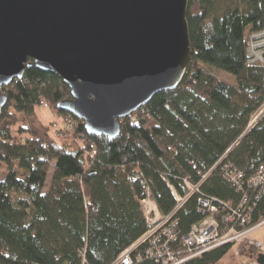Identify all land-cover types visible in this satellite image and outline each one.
<instances>
[{
	"label": "trees",
	"instance_id": "16d2710c",
	"mask_svg": "<svg viewBox=\"0 0 264 264\" xmlns=\"http://www.w3.org/2000/svg\"><path fill=\"white\" fill-rule=\"evenodd\" d=\"M186 21L190 59L180 84L121 120L113 141L87 135L82 121L56 109L70 98L56 74L26 68L1 88L8 101L0 113V264H110L147 231L144 190L167 215L175 207L169 186L184 197L183 178L197 184L208 174L203 195L238 202L221 167L210 170L228 151L225 161L247 175L264 161V114L247 131L264 103V65L245 59L249 35L264 25V0H188ZM205 67L231 74L235 85ZM41 102L69 127L44 124ZM197 196L176 215L183 235L203 218ZM261 218L264 195L253 222ZM231 247L183 264H218Z\"/></svg>",
	"mask_w": 264,
	"mask_h": 264
},
{
	"label": "water",
	"instance_id": "95a60500",
	"mask_svg": "<svg viewBox=\"0 0 264 264\" xmlns=\"http://www.w3.org/2000/svg\"><path fill=\"white\" fill-rule=\"evenodd\" d=\"M187 5L0 0V113L8 101L1 88L36 68L68 87L57 110L82 121L89 136L117 139L121 120L180 84L190 59Z\"/></svg>",
	"mask_w": 264,
	"mask_h": 264
},
{
	"label": "built area",
	"instance_id": "2783aa9c",
	"mask_svg": "<svg viewBox=\"0 0 264 264\" xmlns=\"http://www.w3.org/2000/svg\"><path fill=\"white\" fill-rule=\"evenodd\" d=\"M245 59L248 65H264V25L249 35L246 42ZM48 108V104L41 102ZM264 114V103L252 116L250 126L256 125ZM70 121L67 119V126ZM229 152V151H228ZM226 152L210 172L221 167L222 177L240 195L237 203L220 201L203 195L200 186L206 179L203 176L197 184L188 178L182 183L187 190L179 197L169 186L175 200V207L167 215H162L148 188L140 200L141 210L147 231L131 246L124 249L110 264H183L187 260L223 245L243 243L257 229L264 228V218L253 222L256 202L264 195V161L247 175L232 163L225 161ZM209 172V173H210ZM197 196V210L203 216L194 223L186 234L178 229L176 215L189 198ZM255 248L260 246L254 242Z\"/></svg>",
	"mask_w": 264,
	"mask_h": 264
},
{
	"label": "crops",
	"instance_id": "0c3cea01",
	"mask_svg": "<svg viewBox=\"0 0 264 264\" xmlns=\"http://www.w3.org/2000/svg\"><path fill=\"white\" fill-rule=\"evenodd\" d=\"M254 242H259L260 246L255 248ZM260 254L264 256V228L257 229L245 242L232 245L219 263L225 264L227 259L235 255L237 259L228 261L226 264H264V260L258 257Z\"/></svg>",
	"mask_w": 264,
	"mask_h": 264
},
{
	"label": "rangeland",
	"instance_id": "374dc122",
	"mask_svg": "<svg viewBox=\"0 0 264 264\" xmlns=\"http://www.w3.org/2000/svg\"><path fill=\"white\" fill-rule=\"evenodd\" d=\"M205 70L214 74L218 79L226 81V82L230 83L231 85H235V78L231 74L223 72L221 70L211 69L208 67H205ZM36 112L44 124L49 125L50 123H52V125H53L52 128L54 130H60L61 126L62 127L65 125L67 126V118H59L56 111L52 110L49 107L44 108L43 106H40L36 109ZM53 135L58 137V139L61 138L60 132H57V133L54 132ZM4 173H5V170L4 169L1 170L0 179L3 178ZM51 174H52V172L50 171L49 174L47 175L45 187L43 189V193L47 192V188L49 185ZM247 240H248V238H247ZM233 259H237V256L234 255L233 257H230L229 259H227L225 261V264H226V262L231 261ZM239 261H241V259ZM218 264H222V263L218 262Z\"/></svg>",
	"mask_w": 264,
	"mask_h": 264
}]
</instances>
